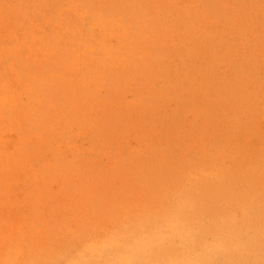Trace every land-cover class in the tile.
<instances>
[{
	"label": "bare ground",
	"instance_id": "6f19581e",
	"mask_svg": "<svg viewBox=\"0 0 264 264\" xmlns=\"http://www.w3.org/2000/svg\"><path fill=\"white\" fill-rule=\"evenodd\" d=\"M263 27L264 0H1L0 116L17 105L36 125L16 120L27 131L0 162V190L60 177L51 196L88 214L66 236L54 233L60 250L37 245L30 264H264V101L249 107L264 73L261 82L231 75L230 95L217 86L214 101L231 105L213 121L204 119L209 100L195 108L201 115H180L184 103L200 104L192 96L203 100L197 84L214 82L211 69L233 68L229 50L248 31L264 60ZM245 78L251 91H236ZM70 119L115 131L80 154ZM9 123L6 139L18 128ZM102 152L112 157L98 171ZM126 168L130 189L115 183ZM71 175L87 177V197ZM113 205L118 214L105 216ZM22 259L11 251L0 264Z\"/></svg>",
	"mask_w": 264,
	"mask_h": 264
},
{
	"label": "rangeland",
	"instance_id": "374dc122",
	"mask_svg": "<svg viewBox=\"0 0 264 264\" xmlns=\"http://www.w3.org/2000/svg\"><path fill=\"white\" fill-rule=\"evenodd\" d=\"M1 2V0H0ZM6 15L2 16V19H5ZM264 28V27H263ZM264 29H262L260 32H263ZM237 31L239 34H242L241 28L238 27ZM259 42L257 38V33L254 31H248L247 36L244 38H239L232 43V47L229 50L230 58L233 64V68H229V63L226 62H221V66L218 68H213L210 70L209 75H210V80L214 81L210 85H204V87L207 88H201V82L200 84H197L199 92L202 94L203 100L200 101L199 99L195 98L192 96L196 101H198L200 104L194 105L195 103L191 105H187L186 103L183 104L184 109H181L180 115L183 114V112L188 111L189 116H191V112L195 113V116H199L202 114V111L200 109H195L196 107H201L204 105L205 100L211 101L209 104V112L207 117L204 119L211 120L213 121L216 118V115H220L223 110V106H230L231 104H225V102H222L218 104L219 102L216 103L214 101L215 96V91L218 87H221L224 89L225 92L230 95V81L229 77L231 75H241V73H250L252 77V82H256L257 80L261 82L262 76L261 74L264 73V67H262L261 63L264 62V60L260 57L259 55V46H256V43ZM258 43L257 45H259ZM264 44V43H263ZM249 49L246 54L244 60H240V55L243 54L242 50ZM225 74V75H224ZM246 78L243 80L241 83L240 87L236 89L242 90L246 89L247 91H251L250 89L251 86L249 82L245 81ZM257 81V82H258ZM250 88V89H249ZM211 91V94H204L205 90ZM255 89H264V87L261 86H256ZM214 92H213V91ZM218 90V89H217ZM261 92V91H260ZM223 93V92H222ZM238 93V92H237ZM190 92L188 90H185V92H181V95L183 97H187ZM211 98V99H210ZM256 100L250 103L249 107H257L258 105H261L262 102L264 101V92L263 93H258L256 96ZM221 102V100H220ZM9 111L13 112L11 114L10 119H6V110L1 114L0 116V123L2 125L3 133L1 135V140H0V162L3 165V161L11 156V147L15 144H20L25 132L27 129H25V126H22V120L23 124L29 123L31 125H36V123L33 121L31 118L25 117V113H21L19 109L17 108V105H9ZM233 109L234 112H236L240 109L239 101L233 100ZM197 111V112H196ZM50 113V112H46ZM19 115L22 116V120L20 122L16 121L19 118ZM194 117V115H193ZM197 119H200L198 117H195ZM9 119V120H8ZM14 123L18 125L17 130L9 136H7V139L5 138V134H8L10 131H8V128H10V123ZM69 123L72 122L74 125V120L70 119L68 120ZM76 123V122H75ZM76 129L80 128L81 131V139L79 140V146H78V151L80 150V154H88L91 153L92 155L95 154L93 149L92 151L90 150V147L87 146L89 143H94L96 146H101L100 140L98 141V138L100 136L101 132L107 131L108 134L111 136L114 133V128L113 127H106L103 125H96V126H91L87 127L85 126L82 128V125H79L78 123L75 124ZM100 126L104 127L102 129ZM160 126V125H159ZM164 126V125H161ZM105 130V131H104ZM91 136H96L95 141L91 138ZM149 138H146V145H150L149 141L152 140L150 138V134L146 135ZM97 142V144H96ZM77 151V152H78ZM157 152V151H156ZM22 154V151H20ZM111 153V152H110ZM102 157L98 160L99 166L97 167V170L102 168L104 170L105 166L108 165V161L112 157L111 154L108 153H103L100 154ZM21 156V155H20ZM32 157V156H31ZM35 158V157H34ZM33 159V157H32ZM22 162H26V159L20 158ZM97 161V160H96ZM17 162V161H16ZM17 164V163H16ZM18 168L20 167L19 164ZM70 165V168L74 163L71 165V162H68L65 166ZM78 165V163H77ZM22 166H27V165H22ZM4 167V165H3ZM1 167L0 164V168ZM28 168H31L34 170V166H29ZM12 170L9 171H13ZM130 168H126L125 172H122L127 174V177L124 176V179L120 178V180L115 177V183L119 186L126 187L130 189L132 186L131 183V174L129 173ZM75 175V174H74ZM74 175L69 176L70 179L77 180V185L79 190H83V196H86L92 192V191H87L86 187V176H78L76 179ZM93 179V178H92ZM103 177H101L99 174L96 173L95 178L93 180H96V183L99 185L101 182V185H105L107 187H112L110 182H105L102 180ZM107 181H109V178H106ZM102 180V181H101ZM62 179L60 177L55 178L51 177L46 180L45 183H41L38 179L37 180H30L26 182V184H18L13 186L12 189L9 188L8 186H4L3 183L2 185V190L5 193V197L0 195V256H5L11 251L18 252L20 255H23L22 262L25 264H30L31 263V258L29 255L33 254L36 252V249L41 246H37L39 244H44L49 246L50 244H54V240L52 236L54 235L55 232H58L59 234L66 236V234L63 232L65 229L68 230H74L75 222L74 220L76 219V216L79 215V217H82L84 220H86V216L88 215L86 212L81 216L80 213L83 212L84 207L82 203L80 204L79 208L76 206L73 208H70L68 206L69 204L61 201V196L58 199L56 196H51L53 194H59L62 190L60 187L62 184ZM112 181V180H111ZM71 189V188H68ZM109 210L105 216L110 217V215L115 216L118 214L119 210L113 205L112 207H107ZM75 210V213L73 212ZM33 211H36V215L39 217V219L34 215ZM39 221V222H36ZM51 223H55L56 225H52ZM58 225H63L65 228H63L60 231H56L51 229L52 226H58ZM69 232V231H68ZM55 245V244H54ZM56 249L60 250L57 245ZM63 248V247H62ZM31 253V254H30ZM70 257V256H69ZM58 263L60 264H65L66 258H62L59 256L57 257Z\"/></svg>",
	"mask_w": 264,
	"mask_h": 264
}]
</instances>
